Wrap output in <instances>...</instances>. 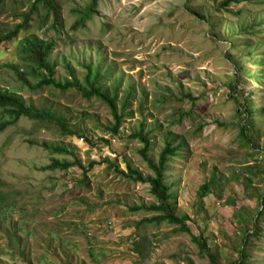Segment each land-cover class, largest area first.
Masks as SVG:
<instances>
[{
  "label": "rangeland",
  "instance_id": "rangeland-1",
  "mask_svg": "<svg viewBox=\"0 0 264 264\" xmlns=\"http://www.w3.org/2000/svg\"><path fill=\"white\" fill-rule=\"evenodd\" d=\"M93 1L55 0L57 30L54 12L46 22L34 14L28 30L0 46V91L50 109L77 133L28 118L0 133V264H214L210 254L217 264H235L260 209L251 189L264 195V80L263 87L247 75L237 82V69L252 74L251 63L264 53V26L250 24L259 25L264 0H238L226 9V0H98L94 18L74 30V11ZM22 5L0 3V34L24 20L30 5ZM33 36L54 42L58 82L83 78L89 65L110 72L107 88L118 86L124 113L119 134L110 131L115 119L99 99L78 90L30 89L18 77L13 67L31 85L47 74L31 68L23 51ZM251 93L258 114L247 122L245 144L241 106ZM138 133L151 139L146 157L144 144L132 138ZM167 141L181 145L165 174L175 193L172 210L188 217L192 234L206 242L204 253L176 226L136 227L153 214L133 209L159 201L127 167L154 178L149 162L160 164ZM57 147L67 152L54 154ZM54 160L72 166L42 170ZM213 177L212 193L201 194ZM252 241L251 261L264 264V232Z\"/></svg>",
  "mask_w": 264,
  "mask_h": 264
},
{
  "label": "trees",
  "instance_id": "trees-1",
  "mask_svg": "<svg viewBox=\"0 0 264 264\" xmlns=\"http://www.w3.org/2000/svg\"><path fill=\"white\" fill-rule=\"evenodd\" d=\"M5 0H0V3ZM98 0H94L92 5L81 10H75L74 13L77 14V20L73 25L74 30H78L81 28H86L88 20L93 19L95 14V6ZM238 2V0H226L222 3V8L226 9L231 3ZM22 6L24 7L26 4H29V10L26 14L21 15L23 17V21L17 24L12 30L6 31L0 34V46L4 42H12L14 41L21 32L26 31L30 27V19L32 15L41 13L40 16L43 21H47L50 18L51 12H54L56 21L54 22V29H58L57 14L58 7L55 0H21ZM241 11L239 14H242ZM251 29L258 26L262 28L264 26V16L261 18L259 25L255 24L254 21H251ZM240 27V31L248 33L247 26L237 25ZM263 34L262 30H259L258 33ZM251 35H256V33L252 32ZM263 39V38H262ZM260 39V41L262 40ZM54 42H45L42 41L39 37L33 36L27 38L23 44V51L26 52L28 62H31V68L35 67L36 71L47 72V74H40V81L36 85H31V83L26 79L25 75L20 72L18 67H13L18 77L29 86L30 89H41V88H54L60 90L61 92H67L69 90H78L85 99L91 100L92 98H97L103 103H105L108 108L111 110L113 117L115 119L114 126L110 129V131L117 135L119 134V129L123 124L124 113L119 110V94H118V86L112 88H107V81L110 79V72L103 68L102 64L97 66L89 65L87 67L86 75L77 79L76 77L73 80L67 81L65 83L58 82L53 76L56 73V64H53L50 60V55L54 50ZM252 45V44H249ZM259 47L263 45V41L258 43ZM255 46V48H259ZM259 59L257 61H253L251 64L254 67V72L250 74L245 67H241V69H237V82H241L244 79V76L247 75L252 81L258 83L263 87L264 80V53L260 52L258 55ZM247 63H250L247 61ZM107 88V89H106ZM251 96L244 101V104L241 106L244 108L245 116L240 123V132L241 136L244 139L245 144H249V139L247 137V123L251 119L256 117L258 114V110L255 109L252 101L253 93ZM131 96L127 97L126 102L131 100ZM262 109L259 113H262ZM0 116L2 117V121L0 122V133L4 132L7 128L16 125L22 118H28L35 122L47 123L53 122L58 125V127L62 130L64 135H75L77 133L71 131L68 125L57 117L55 114L51 112L50 109H37L33 105H27L25 101L6 91H0ZM8 117L5 119L4 117ZM246 121V124L243 122ZM83 138V137H82ZM133 139H139L144 144L143 156L146 157L151 148V139L149 135L138 133ZM181 145L175 146L173 142L167 141L164 151L161 154L160 164L155 165L151 161L149 162L150 167L155 173V177H147L144 178L141 173L137 170L128 166V171L130 173V178L134 181H139L142 183H148L151 186L152 194L159 201V205H152L150 207L141 206L133 209L134 211H144L149 214H153L151 217H146L136 225V227L140 230L144 225L147 224H156L160 225L162 223H168L169 225L176 226L174 231L176 233L188 234L192 237V240L198 245L200 248V252L204 253L207 250L206 242L201 237H196L192 234L187 221V216H176L172 210V201L175 199V193L172 191V185H168L166 182L167 178L165 174L168 172V166L170 159L178 157V151ZM67 150L63 147H57L53 149L54 154L58 153H66ZM106 161H108L106 159ZM78 163L77 161L75 162ZM98 163H92L90 168H93ZM72 166L69 163H61L58 160L52 161V164L48 167L42 168L43 171H66ZM80 167L84 169L81 165ZM118 169V168H117ZM216 178L213 177L207 184L201 187V194H211L213 191V186L216 184ZM251 196L253 199H256L257 205L260 207L258 213L254 215L251 219L253 228L255 230L254 234L249 236L248 230L244 237L242 238V247L238 250L239 258L235 264H254L251 259L252 250L254 249V240H260V236L262 231L264 232V228L261 226L262 222H264V195L258 194L256 189H251ZM259 251H262L261 245L258 247ZM211 261L214 264H217V256L210 254ZM192 264V263H190Z\"/></svg>",
  "mask_w": 264,
  "mask_h": 264
}]
</instances>
